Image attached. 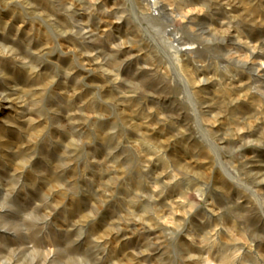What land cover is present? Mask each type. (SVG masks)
<instances>
[{
  "label": "rangeland",
  "instance_id": "1",
  "mask_svg": "<svg viewBox=\"0 0 264 264\" xmlns=\"http://www.w3.org/2000/svg\"><path fill=\"white\" fill-rule=\"evenodd\" d=\"M0 0V264H264V0Z\"/></svg>",
  "mask_w": 264,
  "mask_h": 264
},
{
  "label": "bare ground",
  "instance_id": "2",
  "mask_svg": "<svg viewBox=\"0 0 264 264\" xmlns=\"http://www.w3.org/2000/svg\"><path fill=\"white\" fill-rule=\"evenodd\" d=\"M147 2H148V4H150V6L152 8H155L156 9V7L159 6L158 0H147Z\"/></svg>",
  "mask_w": 264,
  "mask_h": 264
}]
</instances>
